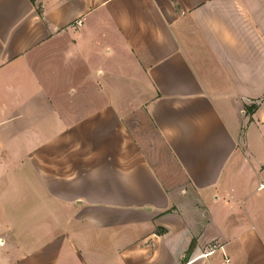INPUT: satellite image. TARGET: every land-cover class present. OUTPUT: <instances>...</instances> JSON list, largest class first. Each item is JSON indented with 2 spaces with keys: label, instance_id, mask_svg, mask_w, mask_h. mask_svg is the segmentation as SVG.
<instances>
[{
  "label": "crops",
  "instance_id": "1",
  "mask_svg": "<svg viewBox=\"0 0 264 264\" xmlns=\"http://www.w3.org/2000/svg\"><path fill=\"white\" fill-rule=\"evenodd\" d=\"M0 264H264V0H0Z\"/></svg>",
  "mask_w": 264,
  "mask_h": 264
}]
</instances>
